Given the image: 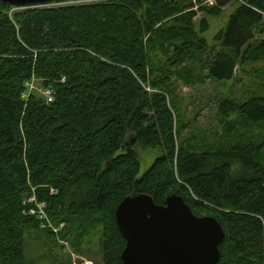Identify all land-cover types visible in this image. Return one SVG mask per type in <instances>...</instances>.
I'll list each match as a JSON object with an SVG mask.
<instances>
[{"label": "trees", "instance_id": "trees-1", "mask_svg": "<svg viewBox=\"0 0 264 264\" xmlns=\"http://www.w3.org/2000/svg\"><path fill=\"white\" fill-rule=\"evenodd\" d=\"M196 2L197 10L218 18L231 0H215L209 9ZM240 2L227 50L207 62L200 32L208 25L202 20L196 31L191 0H110L11 15L16 8L0 3V264H26L24 233L42 224L36 209L28 213L37 203L54 224H68L61 234L75 250L97 234L103 264H123L115 211L132 194L158 206L176 195L196 216L214 217L225 233L218 264H264L260 146L219 150L210 139L182 138L189 124L173 85L147 78L143 68L190 63L191 81L202 76L197 66L209 80L233 79L240 48L264 13V0ZM153 52L165 59L154 63ZM247 52L252 61L264 59V44ZM28 82L52 90L54 101L47 104L37 92L24 101ZM217 110L224 119L239 118L233 127L264 125V95L242 104L222 99ZM133 139L163 153L141 177Z\"/></svg>", "mask_w": 264, "mask_h": 264}, {"label": "rangeland", "instance_id": "rangeland-1", "mask_svg": "<svg viewBox=\"0 0 264 264\" xmlns=\"http://www.w3.org/2000/svg\"><path fill=\"white\" fill-rule=\"evenodd\" d=\"M110 1V0H109ZM193 11H196V16L192 21L195 24L196 31L199 32L202 27V20H205L208 28L200 32V35L207 42V50L203 55V61H212V58L227 50L224 46L228 25L231 16L240 7V0H231V2L223 9L222 14L218 18L207 17L205 13L197 10L201 3L202 9H209L215 5V0H191ZM81 2L91 3L100 2L99 0H68L62 3H52L33 7L35 8H63V7H78L84 6ZM15 8V7H14ZM32 7H21L12 9L9 12H19L21 10L30 9ZM191 11V10H190ZM206 16V17H205ZM158 27V26H157ZM253 37L247 41L240 49V59L236 61V69L233 79L228 81H212L206 78L201 72L199 66L193 68L197 74L202 76L193 78L192 81L188 78L186 69L192 68L190 63L165 67L167 64H161L158 68L145 65V74L147 78L155 77L160 81L170 80L173 85L175 97L179 100L182 106V115L185 124H189L184 131L182 138H204V141L210 139L209 144H214L216 149H224L227 146L240 147H259L260 158L259 165L264 168V125H236L233 127V122L240 123L236 115H232L227 119L222 118L218 113V103L220 100H231L235 103L242 104L251 99L258 98L264 95V59L251 60L248 57L247 50L249 48L256 49L264 44V13H262V24L254 29ZM222 34V36H220ZM146 42V38L144 39ZM143 42V55L146 57L147 45ZM151 58L154 63H159L165 59L161 53L153 52ZM246 58V59H245ZM203 64V63H202ZM143 65V64H142ZM165 67V68H164ZM203 67V66H202ZM164 70L169 73L162 75ZM184 79V81L181 80ZM187 81L190 85L185 84ZM149 91L148 88H146ZM40 95L41 92H37ZM220 135L219 139L211 134ZM229 135V138L224 139V135ZM132 138V137H131ZM134 142L135 150L139 155V177H141L153 162L162 156V151L159 148L141 147L140 144ZM233 172L239 175L243 172L239 165L233 167ZM208 213H202L200 217L209 216ZM47 222L41 224L40 231H26L23 236V252L26 264H103V256L100 247L99 235H90L84 238L81 243V252L75 250L70 239H66L67 234H61L68 228V224L60 222L54 224L48 214ZM58 225V226H57ZM63 225V227H61ZM43 226V227H42ZM53 230H58L55 234Z\"/></svg>", "mask_w": 264, "mask_h": 264}, {"label": "water", "instance_id": "water-1", "mask_svg": "<svg viewBox=\"0 0 264 264\" xmlns=\"http://www.w3.org/2000/svg\"><path fill=\"white\" fill-rule=\"evenodd\" d=\"M55 1L0 0V3L21 8ZM115 222L125 241L123 264L219 262V246L225 238L220 223L212 216L197 217L179 196H169L163 206H158L148 195L132 194L118 205Z\"/></svg>", "mask_w": 264, "mask_h": 264}, {"label": "built area", "instance_id": "built-area-1", "mask_svg": "<svg viewBox=\"0 0 264 264\" xmlns=\"http://www.w3.org/2000/svg\"><path fill=\"white\" fill-rule=\"evenodd\" d=\"M82 4L84 5H87L88 3L86 2H81ZM25 87H26V92L22 95V99L24 101H27L28 99V96L30 93L32 92H41L42 96L44 97V99L46 100V103L47 104H50L54 101V92L48 88H41V89H38L34 84L33 82H28V83H25ZM31 199H29L27 201L28 204H31ZM33 209H36L37 210V213H38V216H39V219H40V222L42 224L46 223L47 222V216L45 214V210H46V205L45 204H36L35 206H33V208H31V210L28 212L30 213ZM43 227V226H42ZM63 227V225L61 226ZM53 232L56 234L58 232V230H53ZM87 264V263H85ZM89 264V263H88Z\"/></svg>", "mask_w": 264, "mask_h": 264}, {"label": "bare ground", "instance_id": "bare-ground-1", "mask_svg": "<svg viewBox=\"0 0 264 264\" xmlns=\"http://www.w3.org/2000/svg\"><path fill=\"white\" fill-rule=\"evenodd\" d=\"M109 1V0H108ZM31 202H32V200H31ZM33 214V213H32ZM198 217V216H197Z\"/></svg>", "mask_w": 264, "mask_h": 264}]
</instances>
